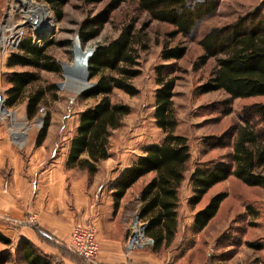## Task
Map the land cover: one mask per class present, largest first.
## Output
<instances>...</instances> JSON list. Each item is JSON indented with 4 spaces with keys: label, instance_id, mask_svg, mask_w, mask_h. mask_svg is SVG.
Here are the masks:
<instances>
[{
    "label": "trees",
    "instance_id": "1",
    "mask_svg": "<svg viewBox=\"0 0 264 264\" xmlns=\"http://www.w3.org/2000/svg\"><path fill=\"white\" fill-rule=\"evenodd\" d=\"M41 1V0H36ZM57 18H61V6L70 0H44ZM103 0H82L85 4L99 3ZM123 0H109L102 10L84 19L77 30L82 45L99 35L110 14ZM139 12H146L147 21H158L173 27L169 36L189 35L206 17L214 13L221 0H132ZM142 23L140 29L146 27ZM135 19L124 23L119 34L108 42L97 44L87 61L88 79L94 84L81 93L82 98H97L95 104L77 113L75 131L69 140L66 166L86 170L90 175L97 172V163L108 158L111 132L119 128L122 119L129 113L123 103H112L109 94L114 88L122 89L130 95L137 89L130 80L141 72L136 47ZM136 42V43H135ZM50 42L34 45L28 36L19 45L20 53L12 52L6 59V66L32 67L47 71H59L58 63L46 53ZM202 53L194 62V67L204 65L216 58V65L208 81L201 84L199 94L223 90L228 97L222 100L225 107L221 113L231 112L233 98L264 97V2L239 16L233 22L210 28L199 40ZM142 47V46H141ZM186 53L183 45L164 46L161 58L164 61L178 60ZM175 64H159L155 67L157 89L155 91V123L164 137L159 144L144 148L143 154L119 175L113 185V212L119 207L126 191L147 174L151 177L142 185L138 200L139 217L147 221L145 233L154 239L153 251L168 246L177 231L180 189L188 175L187 165L191 158L188 138L175 133L177 120L173 108L174 87L177 76ZM114 72L107 74L106 72ZM32 71H14L7 76L9 87L5 90V105L13 107L23 95L25 87L37 80ZM37 89L27 98L26 114L35 115L37 106L44 98L45 90ZM264 106H261V112ZM49 119L35 138L40 145L45 139ZM224 134L207 138L208 146L222 145ZM212 141V142H208ZM231 175L247 186H259L264 194V135L255 131L249 121L238 130L233 144V152L226 162L197 164L189 175L191 194L187 200L189 208L197 205L211 187L227 180ZM227 197L226 191H218L209 197L207 203L194 214L193 230L205 227L217 213ZM42 237V236H41ZM47 241V237H42ZM45 242V241H44ZM11 240L0 233V244L10 245ZM259 248V244H249ZM56 248H60L55 245ZM17 261L24 264H61L57 259L45 255L29 240H21L16 246ZM10 259L8 250L0 251V264Z\"/></svg>",
    "mask_w": 264,
    "mask_h": 264
},
{
    "label": "rangeland",
    "instance_id": "2",
    "mask_svg": "<svg viewBox=\"0 0 264 264\" xmlns=\"http://www.w3.org/2000/svg\"><path fill=\"white\" fill-rule=\"evenodd\" d=\"M24 1L31 0H0V35L7 25L21 24L25 19L29 22H37V16L34 13L26 12L28 8ZM108 1L85 4L82 0H70L61 6V18H57L54 9L46 1H31L36 5L44 6L48 11L45 16L46 22L40 24L42 31L40 44L43 41L50 42L46 47V53L58 63L59 71L22 66L8 68L6 66L8 56L12 52L20 53L21 51L18 47L0 52V88H8L7 76L15 70L32 71L38 75L37 80L25 87L22 97L15 106H6L8 111H5L0 119V125L7 128V133H4L5 144L1 145L2 149L9 150L14 155L23 158L38 156L35 138L48 117L50 123L52 121L53 143L50 146L46 145L45 150H41V153L46 157H59L66 153L65 147L75 131L76 114L95 104L98 100V97H81V93L88 90L92 83L94 84L95 79L87 77V84L85 82L80 84L83 89L81 91H79L81 88L77 90L74 86L70 73L72 72L73 78L81 79V77L73 68L75 64L73 55L74 53L76 55V52L86 53L85 50L115 38L119 34L121 26L132 19H135V40L138 42L135 43L137 44L141 72L130 80V83L137 89V93L130 95L122 89L114 88L109 94L112 103H123L129 107V113L122 119L121 126L113 130L109 138L111 154L109 162L111 164L122 163V161L129 163V157L137 158L143 154L145 147L152 143H160L164 137L163 131L157 127L153 116L155 91L158 87L155 67L159 64H175L177 68L174 72L177 80L173 96V108L177 120L175 133L188 138L191 152V158L187 165L188 173L197 164L228 161L233 152V144L236 141L238 130L245 124V121H249V125L255 131H260L264 135V111L261 112V106H264V97L233 98L230 101L231 112L224 115L221 113V109L225 107L222 100L228 95L223 90L201 94L197 91L201 84L209 80L216 65V58L211 57L204 65L194 67V62L198 61L197 58L202 53L199 40L210 28L233 22L239 16L263 3L264 0H221L214 13L206 17L189 35L185 36L181 34L169 36L167 32L173 29L172 26L155 20L147 21V13L139 12L135 1L123 0L111 12L109 22L104 24L99 35L82 45L77 36L80 23L102 10ZM144 22H147L146 27L140 29ZM28 36H31L30 30L27 31L24 39ZM176 45L186 47L185 55L178 60H162L163 47ZM106 73L115 75L114 72L107 71ZM50 84H53V88L45 90L44 98L40 100L35 115L29 118L26 114L29 94L37 89L47 88ZM40 106L45 108L42 120L37 119ZM40 122L41 126L39 127ZM20 132L25 133L22 144L15 141L16 134ZM221 134H224V138L220 142L222 145L208 146L207 138ZM31 136H33V142L30 143ZM108 178L103 183V190H105L102 194L103 198L109 193L111 177ZM4 180L7 181V178ZM218 191H226L227 197L222 202L220 210L210 226L201 233V247L195 251L196 256L200 257L202 254L206 256L208 253L211 258L216 259L219 255L224 259L222 264H264L263 188L247 186L231 175L227 180L207 192L201 203L194 208L204 205L208 198ZM190 193L186 187H183L180 192L178 208L182 218H180V222H184L189 217L190 208L187 205V198ZM134 196V193L131 192L130 198H134ZM136 208L134 200L124 206L122 214L127 218V221L133 216ZM90 222L94 223L89 219L84 224ZM186 234L185 246L191 239V232ZM44 241L50 247L58 249L55 246L57 244L48 239ZM249 244H259L260 247L255 248ZM16 246L0 244V251L8 250L10 252V259L6 264H24L17 261ZM57 246L60 247L58 255L53 258L60 261L61 264H87L80 256L68 250L66 244ZM151 251L152 247L134 252L152 253ZM157 255L164 259L159 264H173L171 262L173 256L169 255L167 251L159 249ZM97 259L95 262H98Z\"/></svg>",
    "mask_w": 264,
    "mask_h": 264
},
{
    "label": "crops",
    "instance_id": "3",
    "mask_svg": "<svg viewBox=\"0 0 264 264\" xmlns=\"http://www.w3.org/2000/svg\"><path fill=\"white\" fill-rule=\"evenodd\" d=\"M1 88L6 90L4 87ZM51 129L52 121L47 128L45 139L40 145H36L38 156L23 158L1 148V145L5 144L4 133H7V128L0 125V233L11 240L10 245L16 246L21 240H29L45 255L57 257L58 249L47 245L42 237H47L49 241L57 245L66 244L70 240L73 227L84 225L85 221L90 219L97 228L98 264L161 263L164 259L157 255L159 250H152V253L130 252L126 254L124 249L129 221L122 214L123 208L132 200L136 206L140 189L152 174L143 176L133 184L121 199L117 211L113 212V185L124 169L142 154L137 158L129 157V163L122 161V163L114 162L113 164L109 162L110 155L100 160L97 163V172L90 175L86 170L66 166L69 141L65 147L66 153L63 155L59 157L42 155L41 150H45L46 145L50 146L53 143ZM32 140L33 136H31L30 143L33 142ZM192 170L182 183L180 192L183 187L191 192L188 178ZM109 176L111 177L109 193L107 192L108 194L103 198L102 194L105 191L103 183L109 179ZM5 178L7 181L4 180ZM218 184L211 187L208 192ZM131 192L134 193V198H130ZM204 205L190 208L189 217L184 222H180L181 212L178 210L175 236L168 246L160 248L173 256L171 259L173 264H222L224 259L219 255L215 259L211 258L208 253L200 257L195 254V251L201 247V233L210 226L220 210L219 207L215 216L203 229L194 231V214ZM29 216L35 218V225L22 224ZM190 232V242L185 246L186 233L190 234Z\"/></svg>",
    "mask_w": 264,
    "mask_h": 264
},
{
    "label": "built area",
    "instance_id": "4",
    "mask_svg": "<svg viewBox=\"0 0 264 264\" xmlns=\"http://www.w3.org/2000/svg\"><path fill=\"white\" fill-rule=\"evenodd\" d=\"M33 1V0H31ZM30 12V11H26ZM33 13V12H31ZM39 22H29L25 19L21 24L7 25L3 29V33L0 35V52H5L9 49H17L24 39L27 31L30 30L31 42L34 45H40L41 42V25ZM88 55L83 59L85 67L84 81L87 84V61L93 52V48L85 50ZM76 55H73V62H76ZM73 84L79 90L81 88L76 78H73L72 72L70 73ZM83 90L82 88L79 90ZM5 89L0 88V119L5 111H8L5 105ZM72 99V98H71ZM45 108L40 106L37 112V119L42 120L44 116ZM41 126V122L38 124ZM136 210H134L133 216L130 218L128 223V235L124 240V249L126 254L134 252L135 250L152 247L154 244L153 237L145 233L147 221L139 217L138 209L140 207V201L137 199ZM24 224L35 225V218L29 216ZM50 238V237H48ZM68 250L72 253L80 256L87 264H96L95 262L99 252V242L97 237V228L94 223L90 222L84 225H75L70 235V240L66 243ZM129 264V262H128Z\"/></svg>",
    "mask_w": 264,
    "mask_h": 264
},
{
    "label": "bare ground",
    "instance_id": "5",
    "mask_svg": "<svg viewBox=\"0 0 264 264\" xmlns=\"http://www.w3.org/2000/svg\"><path fill=\"white\" fill-rule=\"evenodd\" d=\"M25 6L28 8V10L31 12H33L35 14V16H37V21L39 22L38 24H44L43 22L45 21V16L48 13L47 9L44 6H39L34 4L31 1H24ZM43 27V26H42ZM88 55L86 53H80V52H76V62L74 64V70L76 69L77 72L79 73L78 76L81 77V79H77V81L79 82V84H84V77H85V67H84V63H83V59L85 57H87ZM82 73V74H81ZM81 74V75H80ZM24 132H20L18 134H16V138L15 141L18 144H22L24 142Z\"/></svg>",
    "mask_w": 264,
    "mask_h": 264
},
{
    "label": "water",
    "instance_id": "6",
    "mask_svg": "<svg viewBox=\"0 0 264 264\" xmlns=\"http://www.w3.org/2000/svg\"><path fill=\"white\" fill-rule=\"evenodd\" d=\"M92 85H93V83H92Z\"/></svg>",
    "mask_w": 264,
    "mask_h": 264
}]
</instances>
